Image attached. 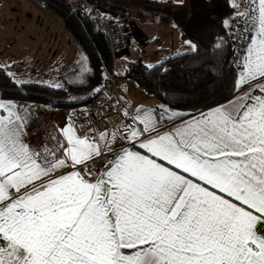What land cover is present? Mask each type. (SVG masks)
<instances>
[{"label": "snow or ice", "instance_id": "6c2138e0", "mask_svg": "<svg viewBox=\"0 0 264 264\" xmlns=\"http://www.w3.org/2000/svg\"><path fill=\"white\" fill-rule=\"evenodd\" d=\"M231 7L224 103L141 106L98 134L70 115L30 144L32 110L0 99V264H264V0Z\"/></svg>", "mask_w": 264, "mask_h": 264}, {"label": "trees", "instance_id": "16d2710c", "mask_svg": "<svg viewBox=\"0 0 264 264\" xmlns=\"http://www.w3.org/2000/svg\"><path fill=\"white\" fill-rule=\"evenodd\" d=\"M60 17L66 29L72 34L83 52L84 61L90 69L85 79L68 76L63 87L54 88L39 83H14L0 63V99L13 100L18 105L35 109L46 107L53 112H69L78 109L98 98L105 89L106 79L114 72V55L107 38L97 33L91 20L80 9L67 0H39ZM120 13H132L107 3L90 0ZM161 6L157 2H152ZM231 0H189L183 8L173 4L169 22L178 24L183 40H191L198 45L196 53H183L172 56L149 69L144 63L135 64L128 77L134 80L147 94L162 104L195 113L216 103H224L230 98L229 83L231 68L226 61L232 59L237 41L231 37L232 30L226 29L223 22L234 14ZM191 12L192 19L186 17ZM223 37L226 41L222 50L215 44ZM211 62V63H209ZM222 67L213 80L204 74V65ZM165 69L167 71H165ZM99 88L100 91L95 90Z\"/></svg>", "mask_w": 264, "mask_h": 264}, {"label": "crops", "instance_id": "0c3cea01", "mask_svg": "<svg viewBox=\"0 0 264 264\" xmlns=\"http://www.w3.org/2000/svg\"><path fill=\"white\" fill-rule=\"evenodd\" d=\"M127 1L130 4H126V6L122 4L123 7L116 8L132 13L131 15L118 12L125 18L126 26L131 36V43L127 49L114 55V72L112 76L106 79L103 93L114 100L123 102L126 105V110L131 114L135 112L136 108L141 106L152 108L162 104L128 77L131 68L139 62L147 66L149 64L156 66L172 56L189 52L186 51L187 45L184 44L185 40L182 39L179 26L173 27L174 23L169 22L170 16L164 10L171 12L173 4L176 9H179L176 5L180 0ZM188 1L186 0V3ZM104 2L109 6L115 7L114 4L119 3V0H105ZM152 2H157L161 6ZM232 2L233 0H231V4ZM236 2L240 4V10H244L245 0H236ZM119 4L121 5V3ZM9 9L6 7L4 11L10 12ZM107 9L110 10L109 8ZM233 16L234 14L227 17L226 20H230ZM40 22L41 24L44 23L42 19ZM46 24H50V22ZM43 28L45 31L47 30L45 33L52 35L54 42L46 43V45L42 41L35 47L25 48L26 53L22 55V58H32L29 62L23 61L22 69L25 70L26 74H33L35 82L45 83L44 85L46 86H49L48 84L50 83L58 82L63 84L64 79L71 75V77L76 76L82 80L85 79L90 73V69L85 63L83 52L72 34L66 27L63 31L53 30V24L43 26ZM43 46L44 48L40 50ZM81 68H86L88 71L82 72ZM29 108L34 116L36 109L33 107ZM76 111L77 109L69 112L54 113V124L63 126L70 115L75 120ZM125 122L130 123L131 121L124 118L120 127H123Z\"/></svg>", "mask_w": 264, "mask_h": 264}, {"label": "built area", "instance_id": "2783aa9c", "mask_svg": "<svg viewBox=\"0 0 264 264\" xmlns=\"http://www.w3.org/2000/svg\"><path fill=\"white\" fill-rule=\"evenodd\" d=\"M67 1L77 4L78 9L91 20L95 31L107 38L113 55L121 53L130 46L131 36L123 15L90 0ZM125 110L126 105L123 102L114 100L103 93L95 100L77 109L75 122L78 127L80 125L93 127L97 134L104 129L113 131L123 122L124 118L121 114ZM52 124H54L52 110L46 107L36 109L30 124L28 143L36 144L41 139L42 133Z\"/></svg>", "mask_w": 264, "mask_h": 264}, {"label": "rangeland", "instance_id": "374dc122", "mask_svg": "<svg viewBox=\"0 0 264 264\" xmlns=\"http://www.w3.org/2000/svg\"><path fill=\"white\" fill-rule=\"evenodd\" d=\"M69 3L78 9L77 4L73 1ZM119 3H115L114 6L123 7V5L130 4L127 0H119ZM6 7L10 8V12L4 11ZM41 19L44 22L43 24L40 22ZM48 22L53 24V30L63 31L65 28L63 27L62 19L45 8L39 0H0V63L5 71L12 74L11 77L15 81L39 83L35 82L33 74H26L25 70L22 69V65H24L23 61L29 62L32 60V58H22V55L26 53L25 48L35 47L42 41L45 44L54 42L52 35L45 33L47 30L45 31L43 28V26L50 25L46 24ZM43 48L44 46L40 50ZM56 84L63 85L62 82L50 83L48 85L56 88Z\"/></svg>", "mask_w": 264, "mask_h": 264}]
</instances>
